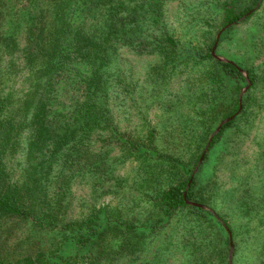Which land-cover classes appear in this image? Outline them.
Instances as JSON below:
<instances>
[{
  "label": "trees",
  "instance_id": "obj_1",
  "mask_svg": "<svg viewBox=\"0 0 264 264\" xmlns=\"http://www.w3.org/2000/svg\"><path fill=\"white\" fill-rule=\"evenodd\" d=\"M257 3L258 0H254L242 10L235 8L234 0L220 5L225 30L220 33L216 48L233 25ZM215 42L216 39L194 57L180 59V48L174 36L163 29L157 35V0H0V221L29 220L39 230L49 226L50 230L58 229L62 233L76 230V221H64L59 197L71 172L81 173V156L85 154L87 160H94L93 145L98 141L104 143L103 147L119 148L136 161L159 160L179 171L184 177L160 192L157 205L166 217L188 207L212 220L214 229L225 234L222 259L228 264L229 235L223 225L230 233L233 247L235 231L226 210L241 204L252 219L256 218L261 226L264 224V138L252 139L257 141V148L242 164L234 153L227 151L217 157L210 178L205 182L198 180L204 165L216 153L213 149L222 144L226 133H236L238 138L246 136L247 132H241L252 114L250 95L260 80L254 69H242L236 60H215L211 55ZM123 48L152 54H157L158 50L172 64L169 82L196 68L202 70L210 62L207 67L210 85L234 80L232 89L236 97L221 120L238 110L240 91L247 86L240 71L245 72L250 86L245 92L247 97L242 95L241 111L213 136L206 152L203 149L215 124L213 119L203 115L194 121V125L204 128V136H200L203 147L192 162L194 168L202 157L195 174L192 175L193 168L188 169L179 157L157 150L155 129L148 128L144 136H136V132L121 129L110 118L109 91L103 70L110 58ZM181 65L183 69L179 68ZM238 167H245L250 174L241 197L236 196L240 188L234 176ZM222 170L232 173V185L228 188L222 183ZM64 173L67 176L62 181ZM51 175L56 181H52ZM228 189L232 190V201L227 203L224 200ZM185 200L204 205L211 212L187 205ZM98 212L105 215L107 207L98 209L87 219L82 227L84 233L74 240L77 250L62 264L88 261L81 249L94 239L95 226H100V221L115 229L118 227L117 222L109 223ZM124 228L132 230L129 225ZM203 242L206 243L205 237ZM213 254L220 256L221 252L211 247L206 260H211ZM235 254L236 249H233V259ZM0 264L54 263L40 252L13 262L0 261Z\"/></svg>",
  "mask_w": 264,
  "mask_h": 264
},
{
  "label": "rangeland",
  "instance_id": "obj_2",
  "mask_svg": "<svg viewBox=\"0 0 264 264\" xmlns=\"http://www.w3.org/2000/svg\"><path fill=\"white\" fill-rule=\"evenodd\" d=\"M224 1L231 0H157V35L163 29L174 36L180 59L204 52L223 29L220 5ZM253 1L234 0L235 8L242 10ZM259 5L250 18L251 14L234 24L216 48L217 56L236 60L242 69L252 68L259 75L250 95L252 114L241 132L247 134L240 138L236 133L223 136L222 144L213 149L215 155L198 175L201 182L210 178L220 154L234 153L242 164L257 148V141L252 139L264 138V0ZM110 59L103 70L110 118L121 129L136 132V136H144L148 128L155 129L157 150L179 157L192 169L194 155L204 144L200 140L204 128L194 125V121L203 115L213 119L216 128L234 103V80L210 85L209 62L202 70L196 68L169 82L172 64L158 50L152 54L123 48ZM211 88L215 90L210 91ZM102 145L98 141L93 145L96 151L93 161L87 160L85 154L81 156V173L71 172L68 182L67 173L61 175L65 181L59 197L61 213L65 222L76 221V230L62 233L50 230L49 226L39 230L29 220H1L0 261L13 262L24 255L43 252L47 261L62 264L77 250L74 240L84 233L82 227L87 219L107 207L105 215L101 212L98 215L106 217L109 223L117 222L118 227L100 221L101 225L95 226L94 239L81 249L88 261L80 260L77 264H224L225 234L214 229L212 220L188 207L166 217L157 205L160 192L184 177L179 171L159 160L136 161L117 147ZM238 168L234 175L240 186L236 196L241 197L250 174L245 167ZM49 177L56 181L53 175ZM221 179L224 188L232 185V173L222 170ZM225 197V202L232 201V190L228 189ZM227 213L235 231L236 254L231 264L264 261V224L261 226L256 218L252 219L241 204L229 207ZM127 225L132 230H126ZM211 247L221 254H213L211 260H206Z\"/></svg>",
  "mask_w": 264,
  "mask_h": 264
},
{
  "label": "water",
  "instance_id": "obj_3",
  "mask_svg": "<svg viewBox=\"0 0 264 264\" xmlns=\"http://www.w3.org/2000/svg\"><path fill=\"white\" fill-rule=\"evenodd\" d=\"M260 2H261V0H258V3L256 4L255 8H254L253 10L247 12L244 16H242V17L239 19V21H242V20H244L246 17H248V16H249V15H250V14H251V13H252V12L258 7V6H259ZM222 30H223V29H221V30L218 32L217 36H216V42L214 43V45H213V47H212V49H211V55H212V57H213L215 60H217V61H219V62H227L226 59H224V58H222V57H219V56H217V55L215 54V48H216L217 40H218L219 35H220V33L222 32ZM240 72H241V74L244 76L245 80L247 81V86L244 87V88L240 91V94H239V106H238V110H237L236 113L233 114L232 116L223 119V120H222V121L216 126V128L214 129V131H213V132L210 134V136L208 137L207 144H206L205 148L203 149L204 152H206V149L208 148L209 143L211 142L213 136L216 135V134L220 131L221 127H222L224 124H226V123L230 122L231 120H233V119L239 114V112L241 111V98H242V95H243V94L247 91V89L249 88V86H250V82L248 81V78H247L245 72H244L243 70H241ZM201 161H202V157H201V158L198 160V162L196 163V166H195L194 169H193V173H192V175L196 173V170L198 169L199 165L201 164ZM189 183H190V181L188 182V185L186 186V190H185V192L183 193V197H184V199H185V196H186V191H187V189H188V187H189ZM185 203H186L187 205L194 206V207H197V208H200V209L207 210V211L211 212V210H210L208 207L204 206V205L197 204V203H194V202H190V201H188V200H185ZM217 219H218V221L220 220L219 218H217ZM223 227H224L225 231L227 232V234L229 235V251H228V257H227V258H228V264H231L232 253H233V243H232V240H231L230 233H229V231H227L228 229L226 228L225 225H223Z\"/></svg>",
  "mask_w": 264,
  "mask_h": 264
}]
</instances>
